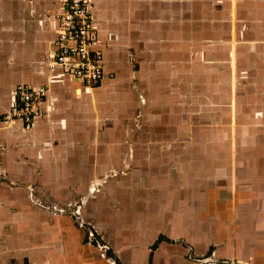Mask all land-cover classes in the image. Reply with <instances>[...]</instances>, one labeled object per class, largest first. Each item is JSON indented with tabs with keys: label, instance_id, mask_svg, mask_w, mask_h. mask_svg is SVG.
I'll list each match as a JSON object with an SVG mask.
<instances>
[{
	"label": "crops",
	"instance_id": "0c3cea01",
	"mask_svg": "<svg viewBox=\"0 0 264 264\" xmlns=\"http://www.w3.org/2000/svg\"><path fill=\"white\" fill-rule=\"evenodd\" d=\"M88 6L105 70L89 87L48 64L62 0H0V264H264V0ZM20 84L47 88L29 128L6 119ZM139 102L137 215L111 199L126 179L101 176L127 168ZM189 102L234 103L238 167L218 188L173 157L148 178L181 153L160 139Z\"/></svg>",
	"mask_w": 264,
	"mask_h": 264
},
{
	"label": "rangeland",
	"instance_id": "374dc122",
	"mask_svg": "<svg viewBox=\"0 0 264 264\" xmlns=\"http://www.w3.org/2000/svg\"><path fill=\"white\" fill-rule=\"evenodd\" d=\"M203 52L204 50H199ZM133 67L138 69V63L135 59H131ZM219 65V60H212L211 67ZM136 66V67H135ZM218 69V68H217ZM139 79V78H138ZM141 80V79H139ZM142 106L136 111L135 118L132 121L133 132L138 133L136 147L132 149V152L126 156L129 158V162L126 161L125 170L113 169L106 172L101 176L104 179L108 176L112 179H126V187H116V194L111 196L126 201L127 206H138V210H134L132 213L139 215L143 208V200L134 199L137 195L143 194V103ZM187 103V102H184ZM190 107H180V111L177 114V120L171 119L165 120L163 126V134L160 141L164 145V149L171 150V144L176 146L181 152L177 155H165L164 162L166 163L168 170H158V174L155 177V173H149V180L158 178L161 181H166L170 177L171 167L167 165V159L173 157L178 164L174 170L179 173L183 172L187 167L195 169V178H199L200 181H209L210 185L219 186L225 178L232 176L236 173L237 169V155L235 157V151L240 146V142L236 138V117L235 107L233 102H228V106L221 105L220 102H189ZM231 104V105H230ZM179 137L178 140L172 139V134ZM142 133V134H141ZM222 152V153H221ZM231 155V159H227V162H223L220 157L224 155ZM222 160L223 163H220ZM220 163V164H219ZM156 172V173H157ZM180 173V174H181ZM105 177V178H108ZM202 178V179H201ZM205 178V179H203ZM231 178V177H230ZM145 183V182H144ZM165 186H168L164 184ZM136 186V187H134ZM141 186L142 188L138 187ZM170 187V186H168ZM207 186L201 188L204 190ZM218 188V187H217ZM154 195H160L161 189H154ZM152 191V189H151ZM166 194V192H164ZM130 199V201H129ZM136 200V201H135ZM112 205V204H110ZM151 210L155 211V204ZM107 214V213H105ZM134 216L130 214V216ZM120 215L117 214V217ZM121 218H117V220ZM89 226L88 224H85ZM89 230L87 229V233ZM97 236H93V240L96 241ZM235 260V259H234ZM204 264H207L206 262ZM220 264V263H219ZM222 264V262H221Z\"/></svg>",
	"mask_w": 264,
	"mask_h": 264
},
{
	"label": "built area",
	"instance_id": "2783aa9c",
	"mask_svg": "<svg viewBox=\"0 0 264 264\" xmlns=\"http://www.w3.org/2000/svg\"><path fill=\"white\" fill-rule=\"evenodd\" d=\"M58 23L53 49L48 55L49 67H60L85 86L98 84L105 73L103 50L88 0H62ZM16 92L18 101L10 106L6 119H19L29 128L34 118L46 111L43 103L47 88L20 84Z\"/></svg>",
	"mask_w": 264,
	"mask_h": 264
},
{
	"label": "trees",
	"instance_id": "16d2710c",
	"mask_svg": "<svg viewBox=\"0 0 264 264\" xmlns=\"http://www.w3.org/2000/svg\"><path fill=\"white\" fill-rule=\"evenodd\" d=\"M157 243V242H156ZM156 243H155V245H156Z\"/></svg>",
	"mask_w": 264,
	"mask_h": 264
}]
</instances>
